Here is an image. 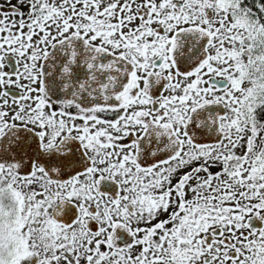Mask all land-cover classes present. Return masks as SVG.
<instances>
[{"label": "snow or ice", "instance_id": "obj_1", "mask_svg": "<svg viewBox=\"0 0 264 264\" xmlns=\"http://www.w3.org/2000/svg\"><path fill=\"white\" fill-rule=\"evenodd\" d=\"M0 264H264V0H0Z\"/></svg>", "mask_w": 264, "mask_h": 264}]
</instances>
